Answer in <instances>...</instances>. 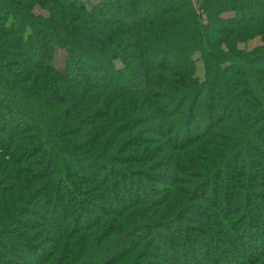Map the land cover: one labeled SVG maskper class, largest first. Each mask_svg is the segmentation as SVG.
<instances>
[{
    "label": "trees",
    "instance_id": "trees-1",
    "mask_svg": "<svg viewBox=\"0 0 264 264\" xmlns=\"http://www.w3.org/2000/svg\"><path fill=\"white\" fill-rule=\"evenodd\" d=\"M92 1L0 0V264H264V0Z\"/></svg>",
    "mask_w": 264,
    "mask_h": 264
},
{
    "label": "rangeland",
    "instance_id": "rangeland-1",
    "mask_svg": "<svg viewBox=\"0 0 264 264\" xmlns=\"http://www.w3.org/2000/svg\"><path fill=\"white\" fill-rule=\"evenodd\" d=\"M94 2V0L92 1ZM256 43H254V45H256ZM63 61H64V53L60 50H57L56 51V54H55V57H54V60H53V65L56 69L58 70H62L63 68ZM197 76L198 77H202V69L200 67V64L197 65V72H196ZM196 133H199V130L196 131ZM194 134L193 131H191L190 135ZM141 198V197H139Z\"/></svg>",
    "mask_w": 264,
    "mask_h": 264
}]
</instances>
